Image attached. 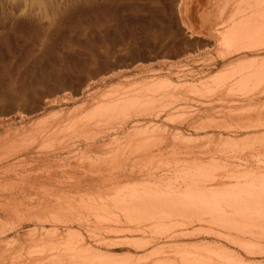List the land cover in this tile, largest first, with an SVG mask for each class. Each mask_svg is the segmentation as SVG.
I'll return each instance as SVG.
<instances>
[{
    "label": "rangeland",
    "instance_id": "rangeland-1",
    "mask_svg": "<svg viewBox=\"0 0 264 264\" xmlns=\"http://www.w3.org/2000/svg\"><path fill=\"white\" fill-rule=\"evenodd\" d=\"M224 1L0 0V264H264V213L178 207L264 180V46Z\"/></svg>",
    "mask_w": 264,
    "mask_h": 264
},
{
    "label": "bare ground",
    "instance_id": "bare-ground-1",
    "mask_svg": "<svg viewBox=\"0 0 264 264\" xmlns=\"http://www.w3.org/2000/svg\"><path fill=\"white\" fill-rule=\"evenodd\" d=\"M54 1V0H53ZM184 0H180V3L177 5L178 6V8H180L181 9V7H182V3L181 2H183ZM186 1V0H185ZM224 1V0H223ZM230 1V0H229ZM228 1V2H229ZM255 1V2H254ZM257 1H259V0H257ZM256 0H231L229 3L228 2H226V8H229L230 9V12L229 13H231V15L228 17V18H226V19H228V20H226V24H227V22L228 23H230L231 24V28H229V36H228V34H225L227 37H228V39H229V37H230V39L228 40L229 41V45L232 47V49H234L237 45H243L242 47H240V46H237L236 47V50L238 49H240V48H242V49H240L241 51L243 50L244 51V48L245 47H251L250 49H252V46H254V44L255 43H257L258 42V40H260V42L259 43H257V45L258 44H262L263 46H264V7H262V5H258L257 6V4H256V2H257ZM261 1V0H260ZM263 1V0H262ZM48 2H50V1H48ZM225 2V1H224ZM249 2H250V4H249ZM254 2V3H253ZM264 2V1H263ZM263 2H261V4L263 3ZM44 3H46V2H44ZM185 3V2H184ZM259 3V2H258ZM49 4V3H48ZM186 4V3H185ZM253 6H252V5ZM254 4L256 5L255 6V8H259V6H261V11H258L257 13V15L255 16V15H252V16H250V13H252V12H250L251 10L250 9H254L253 7H254ZM260 4V3H259ZM46 5V4H45ZM225 5V4H224ZM250 5L252 6V8L250 7ZM263 5H264V3H263ZM219 6V5H218ZM49 7V6H48ZM177 8V9H178ZM217 8V7H216ZM219 8V7H218ZM225 8V9H226ZM220 9V8H219ZM222 9H224V8H222ZM222 9H220V11L222 10ZM225 9L223 10V11H221V13H223L224 11H225ZM179 11V10H178ZM219 11V10H218ZM179 14L181 13L180 11L178 12ZM219 13V12H218ZM228 13V12H227ZM254 13V12H253ZM218 15V14H217ZM223 15V14H222ZM221 15V16H222ZM229 15V14H228ZM182 16V15H181ZM219 19L221 18L220 17V14H219ZM218 19V20H219ZM181 21H183V19H181ZM187 23V22H186ZM182 24H184V22L182 23ZM226 24H224V25H226ZM188 25V24H187ZM229 25V24H228ZM181 26V25H180ZM183 26H185V25H183ZM228 27V26H227ZM183 29V28H182ZM230 29H231V31H230ZM190 31V30H189ZM183 33V32H182ZM193 33V32H192ZM227 33H228V31H227ZM226 36H224L223 38H227ZM224 39V40H225ZM223 40V41H224ZM223 41H222V43H223ZM227 41V39H226V43L228 42ZM257 41V42H256ZM262 41V42H261ZM197 43V42H196ZM228 44H226V45H228ZM253 44V45H252ZM223 45V44H222ZM252 45V46H251ZM262 45H260L259 47H263ZM224 46H225V44H224ZM255 46H256V44H255ZM254 46V47H255ZM223 47V46H222ZM248 47V48H249ZM253 47V48H254ZM248 48H246L247 50H249ZM260 48V49H261ZM264 48V47H263ZM226 49V48H225ZM225 49H222L223 51L225 50ZM259 48H257V50H258ZM235 50V49H234ZM233 50V51H234ZM238 50L236 51V52H238ZM253 50H255V48L253 49ZM252 50V51H253ZM229 51V50H228ZM241 51H239V52H241ZM230 52V54H231V50L229 51ZM245 52V51H244ZM247 52V51H246ZM229 54V53H228ZM234 54V53H233ZM235 54H237V53H235ZM227 55V54H226ZM228 56V55H227ZM255 59V58H254ZM264 66V64L262 65V67ZM241 67V66H240ZM261 67V68H262ZM242 68V70L244 69L243 67H241ZM264 68V67H263ZM237 70V69H236ZM241 70V69H240ZM245 70V69H244ZM262 69L260 70V73H264V70L262 71ZM238 72V71H237ZM240 72V71H239ZM236 73V72H235ZM236 75V74H235ZM140 117V116H139ZM138 117V118H139ZM263 179H264V177H263ZM260 181H256L257 183H254L253 182V184H252V182L251 183H247L245 186H247V188H245V187H243L242 189H240V188H238L239 190L235 193V194H233V195H235L234 197L232 196V194L230 193V192H228V194H231V195H229V196H232L233 197V199H229V200H224V199H222L221 198V196L219 197L218 195H216V194H206V193H204L203 191H199V190H197V188L196 189H193V188H191L190 186L187 188H185L186 190L185 191H183L184 193H181V192H179V193H181V194H179L180 196H182V199H184L183 201H182V199L179 197V195L177 194V195H174V194H176V193H174L173 195L174 196H176L175 197V199L177 198H180V200L182 201V203L181 202H179L177 199H176V201H178V204L179 203H181L179 206H178V204H177V206L178 207H180L181 205L183 206L184 204H186V206L185 207H187V205H189L190 206V204H191V206L192 207H195L196 206V208L198 207V206H201V207H198V209L199 208H203L201 211L203 212V213H200V211L197 209V211L195 210V208H193L197 213L199 212V214H197V215H202V214H207L209 211H221V209L222 208H224L223 206H225V204L227 203H232L231 204V206H230V204H228V206H230L231 208L230 209H232L233 208V206H236V208H234L233 210H235L234 212H236L237 210H238V207H243V209L246 211V212H249L248 214H250V216L249 217H252V216H254L255 214L257 215V213H264V211H262V212H260V211H258V208H255L261 201H262V203H263V200H264V198H263V196H264V180H261V179H259ZM251 184V185H250ZM250 185V186H249ZM244 186V185H243ZM237 188V187H236ZM233 191H234V189H233ZM135 193H137V192H135ZM134 193V194H135ZM173 193V192H172ZM171 194V193H170ZM136 195V194H135ZM138 195V194H137ZM143 195H144V193H143ZM150 195V194H149ZM149 195H148V193H147V196H148V198H150L149 197ZM152 195V194H151ZM167 195H169L168 193H167ZM166 195V196H167ZM145 196H146V194H145ZM170 196V195H169ZM174 196H172V199H174ZM178 196V197H177ZM129 197H130V195H129ZM154 197V196H153ZM159 197V196H158ZM158 197H155V198H158ZM165 197V196H164ZM164 197H162V198H164ZM171 197V196H170ZM246 197V198H245ZM134 199V196H132V193H131V199ZM138 198H139V196H138ZM148 198H147V200H148ZM152 198V197H151ZM135 199H136V197H135ZM141 199H142V197H141ZM140 199V200H141ZM145 199V198H144ZM153 199V198H152ZM165 199H167L168 200V198L166 197ZM170 200H172L171 198H169ZM174 199V200H175ZM244 199V200H243ZM245 199H248L247 201H249V202H247ZM123 200V199H122ZM147 200H145V201H147ZM159 200V199H158ZM157 200V201H158ZM163 199H161V201H162ZM166 200V201H167ZM169 200V201H170ZM174 200H172L171 201V203L174 201ZM242 200V201H241ZM251 200V201H250ZM261 200V201H260ZM119 201H121V200H119ZM133 201V200H132ZM136 201H138L139 202V200L137 199ZM141 201H144V200H141ZM144 201V202H145ZM149 201H151V199L149 200ZM161 201H159V203H157V205L159 204H163L164 202H166L165 200H164V202L163 203H161ZM152 202V201H151ZM154 202V201H153ZM191 202V203H190ZM239 202V204H236V203H238ZM240 202H241V205H240ZM134 203H137V202H135L134 201ZM147 203H149V202H147ZM175 203V205H173L172 206V209L171 208H169V209H171V210H175V206H176V203L177 202H174ZM188 203H190V204H188ZM192 203H193V205H192ZM246 203L248 204V206L250 205V203L252 204V205H254V206H252L251 205V207H247V205H246ZM254 203V204H253ZM261 203V204H262ZM125 204V203H124ZM143 204H145V206L146 205H148V204H146V202L145 203H143ZM165 204V203H164ZM168 204V203H167ZM235 204V205H234ZM136 205V204H135ZM150 205V204H149ZM148 205V206H149ZM169 205V204H168ZM198 205V206H197ZM238 205H240V206H238ZM264 205V204H263ZM132 206V205H131ZM130 206V207H131ZM138 206H139V203H138ZM136 207V206H132V209L135 211L136 210V213L138 212V213H140V207ZM165 206H166V204H165ZM165 206H164V208H165ZM170 207H171V205H169ZM176 206V207H177ZM228 206H227V211H228ZM126 207V206H125ZM129 207V209H131ZM133 207H136V208H138V209H135V208H133ZM159 207V206H158ZM161 207V210H163L164 208H162L163 207V205L162 206H160ZM178 207H177V210L176 211H171L173 214H176L177 216L179 215L180 217H184L183 216V214L181 213V212H188L190 209L189 208H187L188 210H185V209H183V208H181V209H179L178 210ZM245 207V208H244ZM128 208V207H127ZM142 208H144V207H142ZM156 208H157V206H156ZM168 207H166L165 208V210H164V212L166 211V209H167ZM207 209V211L208 212H206L205 213V211H206V209ZM208 208H209V210H208ZM255 208V209H254ZM149 209H150V206H149ZM158 209V208H157ZM157 209H154V210H157ZM169 209H167L168 211H170ZM192 209V208H191ZM192 209V210H193ZM241 209V208H240ZM243 209H241L240 211H242ZM127 210V209H126ZM137 210H139V211H137ZM148 210V209H147ZM151 211H153V204H152V207H151V209H150ZM178 211V212H177ZM240 211H238L237 213H241ZM244 211V212H245ZM255 212V214L253 215V213ZM163 212V211H162ZM177 212V213H176ZM183 212V213H184ZM222 212H223V210H222ZM243 212V213H244ZM142 213L143 214H145V211L143 212V210H142ZM155 213H157V211L155 212ZM169 212H167V214H168ZM237 213H236V215H237ZM146 214H148L147 212H146ZM163 214V213H162ZM171 214V213H170ZM172 214V215H173ZM210 214V213H209ZM215 214V213H214ZM223 214H224V212H223ZM248 214H247V216H248ZM225 215V214H224ZM240 216H241V214H239ZM246 215V214H245ZM255 215V216H256ZM262 215H264V214H262ZM261 216V215H260ZM151 217V216H150ZM145 218V217H144ZM248 218V217H247ZM147 219V218H146ZM154 219V218H153ZM167 219V218H166ZM211 220H212V218H210ZM251 219H253V218H251ZM256 219H260V217L259 218H255V220ZM263 219V218H262ZM163 220H165V219H163ZM168 220H169V218H168ZM208 220V219H207ZM261 220V219H260ZM209 221V220H208ZM216 221H217V219H216ZM111 222V221H110ZM209 222H211V221H209ZM212 223H214L213 222V220H212ZM235 223V222H234ZM236 225V224H235ZM235 225H233V226H235ZM232 226V228H233V230H235L234 228H238L239 226H235V227H233ZM231 228V229H232ZM140 231V230H139ZM130 232V231H129ZM201 232V231H200ZM200 234V233H199ZM219 236V235H218ZM218 236H216V237H218ZM186 237V236H185ZM98 238V237H97ZM218 238H220V237H218ZM99 239V238H98ZM98 239H96V240H98ZM131 239V238H130ZM129 239V240H130ZM100 240V239H99ZM101 240H102V238H101ZM105 241V240H104ZM136 241H138V240H136ZM143 244H145V243H143ZM148 245H150V242H149V244H146L145 246H147L148 247ZM102 246V245H101ZM135 246V245H134ZM144 246V247H145ZM99 247V246H98ZM136 247V246H135ZM141 247V246H140ZM140 247H139V249H140ZM144 247H141V249H143ZM147 247H145V248H147ZM214 247V246H213ZM136 248H138V247H136ZM215 248H217V247H215ZM139 249H137L138 251H139ZM209 250H210V248H209ZM218 250V249H217ZM207 251V250H206ZM155 252V251H154ZM209 252V251H208ZM153 254H155V253H153ZM156 254H157V252H156ZM212 254V253H211ZM215 254V253H214ZM150 256V255H149ZM151 256H153V255H151ZM217 256V255H216ZM103 257V256H102ZM95 258H97V257H94L93 258V260L95 259ZM140 258V257H139ZM138 258V260L137 261H139L140 259ZM147 258H149L148 256L145 258L146 260H148ZM226 258V257H225ZM132 259H134V258H131V260ZM143 259V258H142ZM141 259V260H142ZM144 259V260H145ZM219 259H221V257L219 258ZM75 261H77L76 259H74ZM73 259H72V261H74ZM97 260H99V259H97ZM96 260V261H97ZM100 260H102V263H101V261ZM99 261H100V263L101 264H103V260L104 259H100ZM109 259H106V260H104L105 262V264H108V262H111V263H113V261H114V263H115V260H109ZM127 260L128 259H126L125 261L127 262ZM130 260V259H129ZM128 260V261H129ZM130 260V261H131ZM143 260V261H144ZM150 260V259H149ZM228 260H231V259H228ZM95 261V260H94ZM129 261V262H130ZM197 261V260H196ZM82 261H79L78 263H81ZM107 262V263H106ZM124 262V261H123ZM189 262V261H188ZM75 263V262H74ZM99 263V264H100ZM125 263V262H124ZM139 263H140V261H139ZM77 264V263H76ZM81 264H83V262L81 263ZM84 264H86V263H84ZM110 264V263H109ZM115 264H117V263H115ZM162 264V263H161ZM164 264V263H163ZM194 264V263H193ZM228 264H229V262H228Z\"/></svg>",
    "mask_w": 264,
    "mask_h": 264
}]
</instances>
